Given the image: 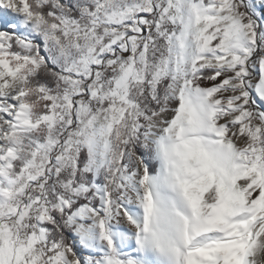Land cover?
<instances>
[{"label":"snow or ice","instance_id":"6c2138e0","mask_svg":"<svg viewBox=\"0 0 264 264\" xmlns=\"http://www.w3.org/2000/svg\"><path fill=\"white\" fill-rule=\"evenodd\" d=\"M0 264H264V0H0Z\"/></svg>","mask_w":264,"mask_h":264}]
</instances>
